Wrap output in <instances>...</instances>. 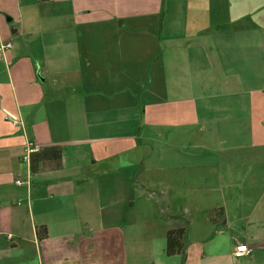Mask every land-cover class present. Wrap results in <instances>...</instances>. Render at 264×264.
I'll list each match as a JSON object with an SVG mask.
<instances>
[{"label":"crops","instance_id":"obj_1","mask_svg":"<svg viewBox=\"0 0 264 264\" xmlns=\"http://www.w3.org/2000/svg\"><path fill=\"white\" fill-rule=\"evenodd\" d=\"M3 41L0 264H264V0H0Z\"/></svg>","mask_w":264,"mask_h":264},{"label":"trees","instance_id":"obj_2","mask_svg":"<svg viewBox=\"0 0 264 264\" xmlns=\"http://www.w3.org/2000/svg\"><path fill=\"white\" fill-rule=\"evenodd\" d=\"M60 164V146L48 145L41 146L39 149L31 151L28 155V166L31 171H37L44 168H56ZM219 210V209H217ZM221 213L216 212V214ZM182 223L173 227H169L165 231L164 252L165 254L183 253L185 246V234L188 224V217L181 215ZM37 227V236L40 238L45 234Z\"/></svg>","mask_w":264,"mask_h":264},{"label":"built area","instance_id":"obj_3","mask_svg":"<svg viewBox=\"0 0 264 264\" xmlns=\"http://www.w3.org/2000/svg\"><path fill=\"white\" fill-rule=\"evenodd\" d=\"M10 45L9 41H3L0 43V50L3 51L5 50V48H8ZM39 145L35 142H27L24 146V152H23V159L28 161V155L31 151L37 150L39 149ZM16 182H20L19 179H15ZM250 250L249 246L244 243V242H239L237 244H235L234 248H233V255L234 256H238V255H242V254H246L248 251Z\"/></svg>","mask_w":264,"mask_h":264}]
</instances>
